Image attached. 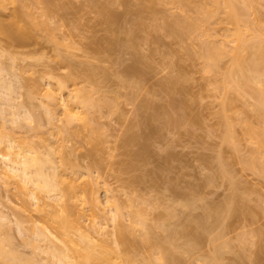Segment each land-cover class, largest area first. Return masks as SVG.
<instances>
[{"label":"rangeland","instance_id":"rangeland-1","mask_svg":"<svg viewBox=\"0 0 264 264\" xmlns=\"http://www.w3.org/2000/svg\"><path fill=\"white\" fill-rule=\"evenodd\" d=\"M29 1L35 4L34 0ZM113 1L40 0V4L31 6L34 9L44 8L45 14L36 15L39 21H46L47 24L34 28L21 21L28 26H25L27 30L23 28L25 34L22 28L15 29L11 21V15L20 12L22 7L9 0L4 2L6 6L0 8V29L4 33L10 29L7 26L13 27L14 31H18L16 35L23 33L25 37L18 42L16 37L11 38L7 36L9 33L5 32V35L0 31V53L3 54L0 61L9 68L13 58L23 73L31 70L22 76L21 69L18 72L15 68L10 69L11 72L21 73L25 80L21 79L25 84L22 82L24 88H20L22 90L17 95L22 97H18L20 102H16L22 103L21 106L25 104L24 108L28 110L25 113L30 110L33 115L29 114L42 124V128L39 126L42 134L38 135L37 126L36 133L32 128L39 120L35 122L32 117L33 121L29 122L32 119L30 115L29 120L21 119L31 127L26 124L15 129L16 145L22 149L43 151L42 141L48 139L55 149L53 157L56 160L60 157L59 148L62 155L68 154L72 165L78 168L79 176L90 172L100 178L101 186L95 185L93 194L102 200L106 197V187L121 202L126 200L122 192L134 191L131 197L139 200L137 204L142 201L152 226L153 242L149 250L157 255L164 253L168 247L166 252L173 258L166 264H210L213 261L211 256H218L219 250V264H264V170L245 167L250 146L246 144L245 130L239 120L246 119L263 135V139L264 123L253 109L255 98L249 92L239 94L225 85V74L232 64L231 55L221 60L217 70L206 72L204 69L205 45L221 44L220 40L233 26L223 21L215 25L206 24L202 29L180 38L171 26L186 17L196 16L195 9L181 6L180 0ZM249 1L252 8H247L249 28L245 32L246 42L250 45L261 42L264 53V0H238V3L244 6ZM107 13L115 17L113 21ZM168 24L171 26H166ZM63 39L67 41L63 42L66 45H61ZM231 46L228 45V48ZM242 55L247 57L248 52L244 51ZM25 66L27 69H24ZM129 66H134L135 70L129 69ZM69 73L72 74L67 84L69 89L84 87L93 90L91 87L94 86L97 92L95 103L101 108L97 111L99 114L96 110L95 113L91 111V118L97 119L82 131L81 137L70 138L66 142L65 134L59 138L50 135L41 105L43 102L27 96L30 85L27 88L26 83L29 79L30 82L39 80L40 74H46L47 80L53 77L50 86L55 88L58 80H66ZM41 82L42 88L43 85L45 87L46 81ZM227 103L226 114L232 117L239 151L223 142L226 134L223 111ZM165 115L171 116L168 118L173 121L172 124L169 125ZM7 123L10 124L8 127L13 125ZM74 125L79 127L81 123L75 122ZM98 125L102 128L101 136L96 128ZM95 135L100 136L99 142L91 140ZM132 137V145L126 146L127 138ZM141 145L143 149L147 146L142 153L146 154L143 158L148 159L134 155L137 151L141 153ZM87 179L83 176L78 184ZM0 193L3 198L8 196V199L2 198L4 204L7 203L4 211L10 221L7 227L3 224L8 230L4 232L9 233L11 238L7 237L14 246L11 245L27 256L31 248L25 244L26 235H20L17 230L16 219L21 216L27 221V217L36 219L38 215L19 212V197L14 191L7 192L2 182ZM228 198L234 204H226L227 208L231 207L223 208L221 204L225 206ZM217 204L221 205L216 208H221L219 212L222 213L215 212H218L214 209ZM88 207L81 206L80 210H87ZM171 211L173 216L169 215ZM85 215V224H90L92 218L89 212ZM25 226L31 228L32 224L26 222ZM113 228L109 223L106 229L108 235L105 238L109 242L114 239L111 234ZM2 234L7 235L3 230ZM136 243L138 248L135 247L129 254L132 260L127 264H141L146 257L143 252H149L148 248L144 250L147 246L144 248L140 239ZM213 250H218L216 254L214 252L216 256Z\"/></svg>","mask_w":264,"mask_h":264},{"label":"bare ground","instance_id":"bare-ground-1","mask_svg":"<svg viewBox=\"0 0 264 264\" xmlns=\"http://www.w3.org/2000/svg\"><path fill=\"white\" fill-rule=\"evenodd\" d=\"M9 1L12 3H19L20 6L22 7L20 12L11 15L12 18L11 21L14 22L13 26L15 29L18 30L22 28L21 30L23 31L24 30L23 28H25V26L28 27L27 25L32 26L34 28L40 26L42 27L46 26L45 24H47V22L41 20L39 21L38 16L36 15V14L39 15L45 14L44 8L34 9V7L31 6L32 3L30 4L29 0H9ZM4 2L6 3V0H0V8L3 5L6 6ZM34 2H35V4L33 3L34 5L41 3L40 0H34ZM180 5L186 8L188 7L194 8L196 14L194 18L186 17L182 21L174 22L175 24L172 23L174 24V26L170 25L171 27H173V29H175L173 30L174 34L176 33L177 36H179L180 38L189 36L191 33L202 29L203 26L206 24L215 25L223 21L233 26V28L229 30V33L225 35L222 40H220L221 44L205 45L203 51V57L205 61L204 69L206 72L217 70L219 68V63L221 62V60L226 55H231L232 64L229 70L225 74V85L230 86L235 92L239 94H245L246 92H249L255 98L253 109L255 112H257L260 119L264 123V53L262 52L263 46L261 42H257L256 44L253 45L248 44V42H246L247 40L245 36L246 30L247 28H249V23H248L249 14L247 15V8H252L250 1L249 4L247 3L244 6H239L238 0H209L208 2H202L200 0H180ZM42 10L44 11V13ZM107 15L108 17L111 16L108 13ZM112 16H111V20L113 21V18L115 17L112 18ZM21 21L23 22L26 21L27 25ZM21 24H23L22 25L23 27H21ZM169 24L166 26H169ZM7 27L10 29L5 31L4 30L5 27H4L3 31L9 33V35H7L5 32L3 33L1 29L0 31L9 37L12 36L11 38L16 37L18 39V42L21 39L23 41V37H25L23 36L25 34L24 31H23L24 34L22 33V35L18 36V34L16 35V33H18L17 30H15L16 31L15 32L13 27L12 28L9 26ZM25 30L27 29L25 28ZM63 42H65L64 39L61 42L62 44L59 43L57 40V45L60 46V44L64 45L65 43H67V41L65 43ZM230 44H232V46L229 49L228 45ZM247 44L250 46H248ZM64 47L66 48V46ZM244 51L248 52L247 57L242 55V52ZM0 56H1L0 58L2 59L3 54L0 53ZM61 59H63V57ZM11 60L16 63L15 59L13 60L12 58ZM13 62L12 65H10L11 68L10 67L6 68L5 67L6 64L3 61H0V119H1L0 120V182H2L3 187H5L7 192L14 191L15 194L19 197L20 199V207L18 208L19 212L21 213L30 212L33 214L36 213L38 215V218L33 219L27 217L28 220L25 221L24 219H22L21 216H19L18 220L16 219V226L18 227L17 230L19 231L20 235H26L27 239L25 241L26 242L25 244L31 248L30 251L31 254L29 252L28 255L30 256L27 255L28 256L27 257L26 254L21 250L18 249L16 250L17 247L16 248L13 247L14 246L13 243L9 241V239L11 238L9 233L7 232L8 233L7 234L6 232H4V231H8L7 229L4 228L9 225L8 222L10 223V221L8 220L9 217L6 216L7 214L4 211V205L5 204L7 205V203L5 202L4 204V202L2 201L3 195L0 193L2 195V197L0 196V264H42V262H40L39 260L42 257L41 255L44 256V258L42 257L41 259L43 261V264L45 262H46L45 264H50V263L51 264H127L129 263L132 260L130 258L131 257L130 255L132 254L133 249L135 247L138 248L136 246L137 239H140V241L143 243L144 248L147 246L146 249H144L146 251L147 248L148 250L151 248L153 242L152 241L153 233H151L152 226L150 227L149 225L148 214H146L147 211L143 209L144 207L142 206L143 205L141 203L142 201L139 202L141 203V205L138 206L139 203L137 204L136 202H138L139 200H136L135 198L131 197V195L134 194V191H132L133 189L131 188L132 191L131 193H124V192H122L123 194L121 193L122 196L124 195V197L126 198V200L121 202L120 199H118L116 196L112 194V190L110 188H107L104 183L102 184L103 186L106 187L104 191L106 197H104V200H102L100 196L97 195L95 196L93 194V189L95 185L101 186L100 178L93 176V174L90 172L84 173L83 175L79 176V173L77 171L78 168L72 165V163L69 160V157L67 156L68 154L66 156L62 155V151L59 150V148H57V150L58 153L60 154V157L59 160H56L53 157L55 154L54 151L55 149H53L51 145L48 143V139H43L42 141V146L44 147L43 151L34 150L31 148L22 149L16 145L15 131L19 129L21 126H22L21 128L25 127L23 125H26L28 123L27 121L26 122L21 121V119L29 120L31 116L30 114L32 113H30L31 112L30 110L29 112L25 113V110L28 111L27 109L24 108L25 104L23 103L24 104L22 105L23 108H21L22 103L21 104L19 103L20 102L19 100L21 99L22 96L20 94L19 95L21 97L17 95L19 93L18 91H21L24 88L22 87L23 86L22 82L24 78L21 77V73H19L20 76L17 73L19 69H21L19 65L16 63L17 66L19 67L17 69L16 64ZM2 63L4 64L2 65ZM14 68L16 69V71L17 70L18 71L14 72L15 71L14 70L13 72H11V70H13ZM128 68L132 70L134 66L132 68L129 66ZM24 69H27V67L25 66ZM131 70H129V72ZM20 71H22V76H23L27 70L24 71V73L22 69ZM30 71L28 70L27 72ZM125 72L128 71L126 70ZM45 76H41L40 74L41 78H39V80L37 78V80L32 82H30L31 80L29 79L26 85L27 88L30 85L29 90L27 89V96L30 99L39 98L41 99L40 102H43V104L41 105L45 114L44 116H46V120H47L46 123L49 127L50 135L52 136L57 135V138H59L63 134H65L67 138H65L64 141L66 142H68L70 138L81 137V133H83L82 131L90 123H94L93 120L97 119V118L96 119L91 118V114H92L91 111L96 110L97 113V111L98 110L100 111L101 108V106H99L100 104L97 105L95 103V95L97 92L94 90V86L91 87L93 90H87L84 87L79 88L74 86L73 89H69V86L67 84L70 81V79H72V74L69 73V76L66 77V80H63L62 77H60L62 81H59L60 80L59 79L57 82V86L54 88L50 86L51 85L50 80L53 77L51 79L48 77L47 80ZM50 76H52V74H50ZM33 78L34 76L32 77V79ZM35 79H36V74H35ZM44 80L46 81V84L45 87L43 85L42 88L41 81ZM225 89L227 90V87ZM16 101H19L18 102L19 104ZM223 112H224V124L226 131V134L223 138V142L231 145L235 151H239V140L235 135L232 117L226 114L228 112V103L224 106ZM169 116L166 117L165 115V117L167 118V120L166 119L165 120L169 122L170 125V123L171 122L173 123V121L169 119L171 118V116L170 117ZM32 117L33 116H31V118ZM33 118L29 120V122H32ZM19 120L20 122H18ZM34 120L36 122L39 119L34 118ZM7 122L13 125H11V127H8L10 124H8ZM21 122L25 124H22ZM38 122L41 124L40 120ZM38 122L37 125L35 124L32 130L34 129L36 133V129H37L38 132L37 134L40 135L42 134L41 133L42 124L40 125ZM75 122H80L81 126L76 127L74 125ZM239 123L245 130L246 144L247 146H250V150H248V154L250 151L249 154L250 156H248L249 157L248 160L246 158L247 156L245 157L246 161L243 159V161H245V167L249 170H264V160H263L264 150H262L264 148L263 135L259 133L246 119H240ZM27 125L31 127L30 124ZM98 127L100 126L98 125L96 128L101 136L102 128L100 127L101 130H99ZM96 128L94 129L96 130ZM95 130H93V133L95 132ZM100 136L97 135L96 137H93V139L91 140L95 142H99ZM124 136H126V134H124ZM132 141H133V137L129 139L127 138L125 142L126 146L127 145L130 146L129 145L130 143L132 145ZM134 141H136V139ZM145 148H147V146L144 147V149ZM144 149L142 146V148L140 149L141 153L137 151L138 153L136 152L135 154L134 153L132 154H134L138 158H143V155H146L142 153V150ZM145 158L143 159L145 160ZM223 169L224 168L222 167L221 170ZM222 173L225 174L224 171ZM83 176L88 177V179L86 180V182L82 184L81 183L78 184V182L82 179ZM5 196L6 198L3 199H8V196L7 195ZM230 201L228 198V200H226L225 206L222 203L221 205H223V208L224 207L227 208L226 204L232 205L233 202L230 203ZM85 205H89L88 209L80 210V207ZM218 205L220 204L214 206L215 210L218 209V212L215 211L217 214L221 212V211L219 212V209L221 210V208H216L221 206ZM139 207H141L144 211L141 210V208ZM19 212L18 214H20ZM87 212H89L92 218L90 224H85L84 221L86 217L85 214ZM172 213L173 211H171L169 215L171 216ZM209 215L211 216L212 213H210ZM174 216H176V214ZM210 216L208 218H210ZM26 222H31L32 227L31 228L26 227L25 226ZM109 223H111L114 227L113 232L111 233L114 236L112 242H109L105 238V236L108 235L106 229ZM3 224H5L4 225L5 227H3ZM2 230L3 233L7 235L2 234ZM173 231L174 234H176L175 230ZM208 231L209 229L207 230V232ZM203 232L204 231H202V233ZM2 235H4V237H2ZM7 236H9L10 238ZM217 238L220 239L221 237L220 238L217 237ZM166 248L168 249V247ZM166 251L165 252L163 251L164 253L160 252L162 253L161 255L160 253L156 255L155 251H154L155 254H153L152 251L150 250L149 252L147 251L148 253L143 252L144 255L146 253L145 255L146 257L143 258V262L141 264L168 263L170 261V258L171 257L173 258V256L170 257L168 252ZM214 252L216 254L218 250L217 251L213 250V255L216 256ZM219 253H221L220 250L218 252V256ZM218 256H216L215 258L211 256V259L213 258V261H211L212 264H215L217 262L219 264L221 257H219L220 260H218L219 259ZM173 262H175V260ZM211 262L209 263L211 264Z\"/></svg>","mask_w":264,"mask_h":264}]
</instances>
